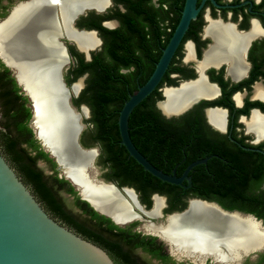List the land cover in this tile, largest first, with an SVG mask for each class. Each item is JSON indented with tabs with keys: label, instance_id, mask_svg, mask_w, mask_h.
<instances>
[{
	"label": "flooded vegetation",
	"instance_id": "1",
	"mask_svg": "<svg viewBox=\"0 0 264 264\" xmlns=\"http://www.w3.org/2000/svg\"><path fill=\"white\" fill-rule=\"evenodd\" d=\"M23 1L26 0H0V21ZM202 1L159 84L133 109L128 120L129 129L133 118L136 131L151 135L157 132L155 127H147L148 123L152 125L154 113L169 121L171 151L161 164L167 174L179 177L192 162L207 158L188 171L182 182L190 184L188 187L169 183L159 186L157 182L141 185L137 179L119 177L111 164L103 163L107 157L103 144L94 139L99 102H104L102 118H118L130 94L154 71L180 20L185 0H104L98 6L86 5L92 8L83 9L67 22H63L57 7L54 40L62 60L52 78L60 87L58 74L68 89L71 106L81 116L83 128L78 142L84 148L98 150L95 165L100 176L120 188H131L144 209L152 208L155 196L164 198V212L181 211L176 201H183L186 207L190 199L213 200L226 209L252 214L264 224V0H197V7ZM217 35H223L234 47L214 48ZM111 84L117 86V91L110 90ZM186 86L194 87L193 92L186 91ZM74 87H79L77 94ZM3 92L8 97H2ZM175 97L181 100H168ZM0 99H27L23 106L12 110L17 114V124L31 132L22 137L24 142L19 147L34 158V167L45 179L52 183L55 175L61 179L54 158L43 150L31 127L30 100L18 85L13 69L1 58ZM164 99L168 112L176 111L185 101L195 102L180 114L166 117L158 107ZM83 105L87 114L82 112ZM26 108L30 114L27 118ZM0 113V125L14 121ZM254 119L261 128H255ZM12 124L15 129L16 123ZM103 129L108 134V127ZM32 141L39 145L35 150L28 145ZM0 149L6 157L2 145ZM40 151L47 157L40 156ZM62 193L82 214L74 205L75 197L68 192V186L58 188L60 199ZM137 225L138 220L127 226L138 231Z\"/></svg>",
	"mask_w": 264,
	"mask_h": 264
},
{
	"label": "water",
	"instance_id": "2",
	"mask_svg": "<svg viewBox=\"0 0 264 264\" xmlns=\"http://www.w3.org/2000/svg\"><path fill=\"white\" fill-rule=\"evenodd\" d=\"M28 1L31 0H26L20 2L19 4L26 3ZM51 4L53 20L55 25H57L58 18L56 10L57 7L60 8V4L56 0H52ZM202 4L203 1L197 7V0H185L180 20L172 37L163 49L162 55L160 56L154 71L142 86H140L134 93L130 94L129 98L124 102L122 108L119 110L117 119L120 144L125 148L128 156L135 160L144 171L150 173L153 177L159 179L160 181L184 187H188L190 185L182 184L188 171L195 165L205 163L207 158L192 162L179 177L175 174H167L154 166L137 149L129 135L128 120L133 109L159 84L179 42L189 26V23L196 18ZM78 13H76L72 19ZM7 18L8 17L4 18L2 21H5ZM56 36L57 35H55V37ZM62 53L64 56L66 55L65 52ZM1 59L6 66L13 69L18 85L22 88L24 94L27 95L30 100L32 107V115L30 118L31 127L33 128L36 138L41 144L43 150L48 152L49 155L54 158V161L56 162V169L59 171V177H63L68 180L82 200L88 202V204L98 213L110 218L114 224L120 227H125L136 221L120 222L108 212L100 209L97 204H94L89 197L84 195L83 188H81L82 185L74 179V175L69 173L72 169L75 170V172L77 171V174H80L82 177H86L90 180L89 168L92 166L95 167L97 172L100 174L99 167L95 165L98 150L96 148H84L78 142L79 134L83 128L81 116L71 106L69 102L70 94L68 89L60 82L58 74L57 80L60 85V89L63 92L62 99H64V105H66L69 111L75 116L77 125L70 141L68 139H66V142L60 141L61 144L57 149L59 150V153L56 149L54 150L51 145L44 141L39 133L40 130H38L35 125L36 107L29 87L20 83L16 67L5 61L3 58ZM73 90L75 94L79 91L74 88ZM164 101H166V99L162 102ZM193 102L195 101H188V104L177 112L165 113L159 107L160 102L158 103V107L163 115L169 117L172 114H180ZM82 110L86 112L85 114H87L86 106L83 105ZM58 111L60 112L59 109ZM1 128L2 127L0 125V129ZM58 154L63 155L65 160H63L62 156L61 159ZM92 180H94V183L98 186L120 194L127 201L128 199L124 193H126V191L130 192V198L133 200L136 208L139 211H142V213H139L133 208L131 210L140 217L138 221H141L143 224L146 222H151L153 224L165 223L169 217L184 213L189 205V202L195 200L202 204L210 205L224 216L247 218L258 230V232H264V224L254 215L246 214L238 210L226 209L213 200L190 199L187 206L181 211L164 212L166 203L164 198H162L163 205L160 209V217L155 219L144 217V214L152 208L147 210L144 209V207L139 204L137 197L131 188L126 186L120 188L114 182L105 180L101 176H99V178L95 177ZM146 234L157 237V239L164 244L167 253L176 260H182V258H185L192 264H221L214 261L212 258H205V260L201 262L198 259L188 257L185 254L175 253L172 246L160 235L147 231ZM257 242L258 241L255 242L254 246L248 248L247 252L240 255L239 260H237L235 264H240L244 259L248 257L254 258L258 253L264 252V240L258 243ZM0 264H115V262L101 246L77 234L71 228L52 216V214L47 211L37 196L33 193L29 185L22 180L15 167L11 165L0 149Z\"/></svg>",
	"mask_w": 264,
	"mask_h": 264
},
{
	"label": "bare ground",
	"instance_id": "3",
	"mask_svg": "<svg viewBox=\"0 0 264 264\" xmlns=\"http://www.w3.org/2000/svg\"><path fill=\"white\" fill-rule=\"evenodd\" d=\"M51 1L31 0L18 4L8 18L0 22V57L16 67L20 83L29 87L36 107L35 125L44 141L58 152L60 141L66 142V139L70 141L77 125L75 116L64 105L62 90L52 78L55 67L62 57L54 40L56 32ZM56 1L60 4L63 22L71 20L76 13L85 8H92L85 7L88 4L98 6L104 2V0ZM74 9L76 11L71 14ZM216 41L214 48L234 47V44L229 40L227 42L223 35H217ZM78 88L74 87L75 90ZM185 89L190 93L194 87L186 86ZM168 100L171 103H178L181 99L175 97ZM164 102H160L159 107L162 105L167 112L160 108L165 113L171 112H168L167 103ZM186 103L183 102L172 112L184 108L188 104ZM82 112L86 113L83 110ZM254 123L255 128L262 127L256 119ZM58 155L65 160L63 155ZM89 171L90 180L77 174L75 170L69 171L82 185L84 195L120 222L140 219L131 210L136 206L130 198V192L126 191L124 195L131 202L120 194L94 183L92 179L100 176L95 167L91 166ZM162 205V198L155 197L152 209L143 214L152 219L158 218ZM142 227L147 232L160 235L172 246L175 253L185 254L201 262L205 258H212L221 264H235L240 255L254 246L256 241L264 240V232H258L247 218L224 216L210 205L195 200L189 202L184 213L169 217L165 223L146 222Z\"/></svg>",
	"mask_w": 264,
	"mask_h": 264
},
{
	"label": "trees",
	"instance_id": "4",
	"mask_svg": "<svg viewBox=\"0 0 264 264\" xmlns=\"http://www.w3.org/2000/svg\"><path fill=\"white\" fill-rule=\"evenodd\" d=\"M117 89L116 85L111 84L110 90L117 91ZM16 90H19V88ZM1 95L5 98L8 97L7 92H3ZM20 100L22 101L21 104ZM2 101L3 117H9L10 121L11 119L14 121L5 122L4 125H1L0 145H2L6 157H8L13 167L16 168L22 180L29 185L33 193L52 216L77 234L105 249L115 264H151L148 260L139 257L135 253L137 249H140L143 253L149 255L151 259H155L161 264H191L189 262L175 261L167 252H164V244L161 241L158 242L157 237L133 231L131 226L120 227L114 224L110 218L98 213L88 202L82 200L71 183L65 178L61 177V179H58L55 175L52 178L53 183L49 179H45L42 173L34 167V158L28 156L26 149L19 147V144L24 142L22 137L27 134L31 135V132L26 126L17 124L18 120L15 119L17 114L12 110L18 106H23L27 99H2ZM97 108L99 109L97 110L98 116L94 118V139H98L103 144V154L107 155L103 163L111 164V167L118 171L119 177L121 175L131 181L137 179L141 185L157 182L159 186H163L165 182L144 171L135 160L128 156L127 151L120 144L118 118L108 120L102 118L104 102L100 101ZM29 115V109L26 108L25 117L27 118ZM12 123L17 124L14 126L15 129L11 127ZM135 124V120L131 118L129 125L132 129H129V135L132 142L154 166L165 172L166 169H163L161 164L164 163L167 154L171 151L168 145L172 144L167 133V129L170 128L169 121L158 112L154 113L152 115V125L147 124V127H155L157 130L156 134L153 133L152 135L140 134L136 131L137 126ZM106 126L109 129L108 134L104 133L103 128ZM179 138V136H175V139ZM28 145L33 146L34 150L39 146L33 144V141ZM46 155V153L40 151V156L46 158ZM53 166L55 167V163H53ZM111 178L116 179L115 177ZM55 185L58 186L57 190ZM64 185L68 186V192L75 197L74 205L83 211L81 215L85 216L84 219L80 220L79 216L71 208L67 207L64 199L59 198L57 194L58 188L60 189ZM176 202L180 205V210L185 208L183 201ZM246 262L247 264H264V252L258 253L255 261L247 260Z\"/></svg>",
	"mask_w": 264,
	"mask_h": 264
},
{
	"label": "rangeland",
	"instance_id": "5",
	"mask_svg": "<svg viewBox=\"0 0 264 264\" xmlns=\"http://www.w3.org/2000/svg\"><path fill=\"white\" fill-rule=\"evenodd\" d=\"M2 104H3V101H2V99H0V112H2V110H3ZM5 119H6V118H5ZM7 122H8V121H7ZM41 167H43V168L45 169L44 166L41 165ZM45 170H46V169H45ZM62 197H63V199H64V201H65L67 207L71 208L72 211H73L75 214H77V215L79 216V219H80V220H82V219L85 218L84 215H81L80 213L77 212V210L75 209V207H74L73 204H72L71 198H70L68 195L62 193ZM144 217H145V215H144ZM142 226H143V223H142L141 221H138L137 230H138L139 232H141V233H145V234H146V231L143 229ZM135 253H136L139 257L148 260L151 264H161L159 261H157V260H155V259H151V257H150L149 255L143 253L140 249L135 250ZM172 258H173V257H172ZM173 259H174L175 261H177V262L182 261V262H189V263H191L189 260H187V259H185V258H182V260H176L175 258H173ZM256 259H257V256H255L254 258H250V257H248V258L244 259L240 264H247V262H246L247 260L253 262V261H255ZM191 264H192V263H191Z\"/></svg>",
	"mask_w": 264,
	"mask_h": 264
}]
</instances>
